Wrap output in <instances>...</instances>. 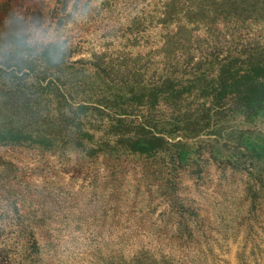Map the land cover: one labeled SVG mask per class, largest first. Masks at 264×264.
<instances>
[{
  "label": "rangeland",
  "instance_id": "rangeland-1",
  "mask_svg": "<svg viewBox=\"0 0 264 264\" xmlns=\"http://www.w3.org/2000/svg\"><path fill=\"white\" fill-rule=\"evenodd\" d=\"M0 264H264V0H0Z\"/></svg>",
  "mask_w": 264,
  "mask_h": 264
},
{
  "label": "clouds",
  "instance_id": "clouds-1",
  "mask_svg": "<svg viewBox=\"0 0 264 264\" xmlns=\"http://www.w3.org/2000/svg\"><path fill=\"white\" fill-rule=\"evenodd\" d=\"M87 12V8L83 9V13ZM81 10L78 8L72 14V19L75 20L78 16H80ZM13 23L15 25V36L17 38H22L26 34L28 35L27 40H20L18 46L15 48L14 52L10 56V60L13 63L23 64L24 60L30 58L35 55H40L43 51L42 48H36L33 50V46L36 44L37 39L40 37V32L37 30L35 23L29 25L27 24L22 17L13 16ZM46 39L56 42V56H51L49 54V63L58 64L60 63L63 55L65 54L68 48V42L65 36L58 35L56 32L50 31L46 34Z\"/></svg>",
  "mask_w": 264,
  "mask_h": 264
},
{
  "label": "trees",
  "instance_id": "trees-1",
  "mask_svg": "<svg viewBox=\"0 0 264 264\" xmlns=\"http://www.w3.org/2000/svg\"><path fill=\"white\" fill-rule=\"evenodd\" d=\"M238 19V17H235ZM214 91H217L219 94L218 97H220V100H227L226 102L222 103H214L213 107H223L226 105V103L229 101L231 104L226 107V109H240L241 111L250 112V113H258L259 110L262 109V100H256V99H249L248 90L246 88H240L237 90H229L227 89V85L221 83L217 87L214 88ZM72 96L74 97L73 92L71 91ZM85 99L88 100V97H85ZM205 103L207 101H204ZM204 115L213 118V115L211 114V110L206 109V104H204ZM210 115V116H209Z\"/></svg>",
  "mask_w": 264,
  "mask_h": 264
}]
</instances>
